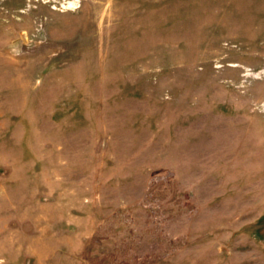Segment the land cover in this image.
I'll return each mask as SVG.
<instances>
[{
  "label": "rangeland",
  "instance_id": "1",
  "mask_svg": "<svg viewBox=\"0 0 264 264\" xmlns=\"http://www.w3.org/2000/svg\"><path fill=\"white\" fill-rule=\"evenodd\" d=\"M0 264H264V0H0Z\"/></svg>",
  "mask_w": 264,
  "mask_h": 264
}]
</instances>
